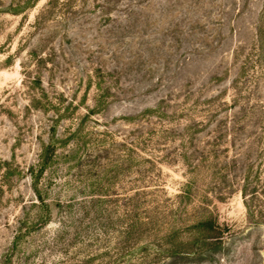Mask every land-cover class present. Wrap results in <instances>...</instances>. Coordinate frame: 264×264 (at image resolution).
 Returning a JSON list of instances; mask_svg holds the SVG:
<instances>
[{"label":"rangeland","instance_id":"rangeland-1","mask_svg":"<svg viewBox=\"0 0 264 264\" xmlns=\"http://www.w3.org/2000/svg\"><path fill=\"white\" fill-rule=\"evenodd\" d=\"M19 2L0 0V264H124L127 244L170 264L200 234L217 251L191 264H264V0H70L41 25L49 0Z\"/></svg>","mask_w":264,"mask_h":264},{"label":"trees","instance_id":"trees-1","mask_svg":"<svg viewBox=\"0 0 264 264\" xmlns=\"http://www.w3.org/2000/svg\"><path fill=\"white\" fill-rule=\"evenodd\" d=\"M40 0H20V2L17 5V8L13 10L14 13H20L26 9L32 8L34 6L37 5V3ZM70 0H68V2L64 1L61 2V0H49L46 8L44 9V11L41 13L40 16H38L37 18V23L38 25L44 24L46 23L48 20L51 19V17L57 12V10L60 7L64 6L65 7L68 6ZM109 3V2H108ZM131 17V16H130ZM256 31V38H259L262 34V30H260L259 28H255ZM260 31V32H259ZM100 72V70H99ZM101 87V86H100ZM184 194H187V192ZM185 195H180L178 196V198H183ZM40 202L45 206V208H47V211L49 210L48 206L46 205V203L42 200V197L39 196ZM133 201V200H132ZM136 201H133L131 208H130V216H131V220H130V224H128L126 226L127 231L125 232L128 235V238H130L133 234L136 233V231H138L141 227L146 226V223H144V221L140 218V211H141V207L136 204ZM249 207V206H248ZM250 209V208H249ZM47 218H49V215L47 216ZM46 225L49 224V220L47 222H45ZM205 228V231H216V226L214 225V223L212 221L209 222H204L202 224H199L197 228ZM140 232V231H138ZM201 232V231H199ZM175 234V233H174ZM201 236H199L198 238H196L195 244H199L201 242V244L195 248L194 252H186V251H181L178 250V248L175 246V244L173 242H170L172 245L168 244L170 247L166 250L169 253L170 258L173 259V261L170 264H191L193 261H204L207 258L206 255L207 254H214L216 253V248H213L212 250H206L207 247H209V244H207L206 242L208 240H210V236L205 237L204 235L200 234ZM93 239H96L95 236H91ZM171 240H174L176 238L175 235L170 236ZM131 240V239H129ZM205 242V243H203ZM139 244H127V247L122 248V252H124L125 254H127L129 257H131L133 260L129 261V262H124V264H154L155 262L152 261L150 263H148V261H146V259H149V255L147 257L143 256V253L146 252V250H141V248L137 247ZM145 249V248H144ZM126 250V252H125ZM123 254V253H121ZM107 264V263H106ZM110 264H120L117 262H111Z\"/></svg>","mask_w":264,"mask_h":264}]
</instances>
